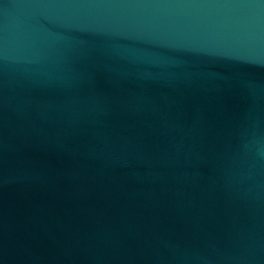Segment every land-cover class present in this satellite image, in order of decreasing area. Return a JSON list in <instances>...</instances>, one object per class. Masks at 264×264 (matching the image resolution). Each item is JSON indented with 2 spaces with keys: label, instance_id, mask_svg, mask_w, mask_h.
I'll use <instances>...</instances> for the list:
<instances>
[{
  "label": "water",
  "instance_id": "95a60500",
  "mask_svg": "<svg viewBox=\"0 0 264 264\" xmlns=\"http://www.w3.org/2000/svg\"><path fill=\"white\" fill-rule=\"evenodd\" d=\"M0 264H264V0H0Z\"/></svg>",
  "mask_w": 264,
  "mask_h": 264
}]
</instances>
